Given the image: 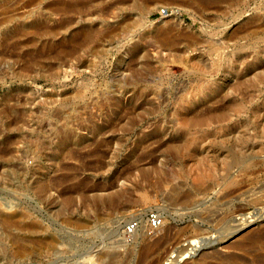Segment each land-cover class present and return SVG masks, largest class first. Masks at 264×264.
Instances as JSON below:
<instances>
[{
  "label": "rangeland",
  "instance_id": "rangeland-1",
  "mask_svg": "<svg viewBox=\"0 0 264 264\" xmlns=\"http://www.w3.org/2000/svg\"><path fill=\"white\" fill-rule=\"evenodd\" d=\"M222 1L126 3L106 23L97 2L71 24L110 33L48 69L23 71L0 43V264H137L141 240L169 227L156 264L264 259V236L248 239L264 235V34L251 32L264 0ZM167 24L187 38L164 46L155 32ZM202 114L209 128L184 129ZM208 166L212 177L196 179ZM49 237L50 249L32 245Z\"/></svg>",
  "mask_w": 264,
  "mask_h": 264
},
{
  "label": "bare ground",
  "instance_id": "bare-ground-1",
  "mask_svg": "<svg viewBox=\"0 0 264 264\" xmlns=\"http://www.w3.org/2000/svg\"><path fill=\"white\" fill-rule=\"evenodd\" d=\"M147 1L148 0H108V1L107 0H0V15L3 16L2 20H0V25L2 26V25L6 24V27H7L8 25L13 24V23L18 22V21L20 24V25L18 24V26H16L15 31H13L12 33H8L6 30L0 31V43H1V45H2V43L5 44V45L3 44L5 47L3 49L9 50L11 48L13 50L14 54L17 53V56L25 58V60H24L25 66L22 69L23 71H28L30 69H33L34 66H35L34 68H36V69H38V67L39 68L43 67L45 69V67L47 66V69H48L50 67V66H48V65H50L48 63H50L52 58L55 57V60L57 62H59L60 58L62 56L72 55V54H74V52L76 50H78L79 48H81L83 46L89 47L92 43L97 41L98 38H100L101 36H107L110 33V31L107 27L102 29L101 31L97 30L95 27L85 26V25H81L79 27H73L74 25L71 24L72 23L71 14H75L77 12L81 13L83 10L88 11L89 9H86V7L87 8L92 7L95 5V3L99 2L101 10H103V11H101V12H103L102 14H100L101 12L99 13V15H101L100 21H101V23H106V21H107L106 17L108 18V16H109L108 14H106V13H108L107 12L108 8H110L112 6H116L117 8L120 9V7L124 6L126 3H132V6H134L136 8H140L142 6H145L144 4L147 3ZM190 1L197 4L202 9L206 10L209 7V5L210 6L214 5L216 3L221 2L222 0H190ZM96 5H98V4H96ZM147 5H148V3H147ZM149 5H150V3H149ZM118 6H120V7H118ZM21 10H27V11H24V13L20 14ZM121 10H122V8H121ZM95 11H92V13L90 12L91 14H87V16L90 15V17H91V15H93L95 13ZM83 12H85V11H83ZM54 15L60 16L59 24L57 26L52 25L53 27H51V25L49 26V22L52 21V18ZM91 18H93V16ZM91 18H89V19H91ZM25 21H27L26 24H25ZM253 22H254L255 26L254 25H252V26H254L255 28L252 29V31H251L252 34H255V36L256 35L258 36V34H260V33L264 34V15L255 16L253 18ZM69 24H70V26H69ZM244 27H246V26H244ZM158 28L159 29L155 32L156 33L155 36H156L157 40L164 43L163 44L164 46H171L172 47L175 45L176 41L181 42V40H177L178 38H183V39L187 38V35L185 36L182 33H176L174 31L173 25H171V24H167L161 28L160 27H158ZM0 29H1V27H0ZM246 30L247 31L245 32V34L243 36H240L241 39H246V36L248 34H250V32H249L250 28H247ZM247 32H249V33L247 34ZM26 35H28L29 37L28 38L26 37L25 39H23V36L25 37ZM194 39L192 41H194ZM154 40H155V38H154ZM195 43H196V41H195ZM50 69H52V65H51ZM24 74H25V72H24ZM236 107L239 108L237 105H236ZM210 122H212V119L210 117H207V115H205V114L204 115L202 114L199 116H196V115L193 116L192 115V117H186L185 122H184V129L188 130L190 126H195V127L196 126H200V127L206 126L209 128ZM178 153H181V151H179ZM212 171L213 170L211 168H209V166H208L207 169H205V172H202V174L198 175L196 177V179H198V180L209 179L213 175ZM229 183H238V181H236V180H234V178H232L229 180ZM97 190H99V189H97ZM101 190L102 191H108V190H110V187L105 186V188L103 187ZM100 193H102V192H100ZM84 195H85V193H84ZM89 195H90V193H89ZM171 196L174 199L178 196V192H177L176 188L174 190H172ZM120 199H121V194L116 193L115 195H111V196L109 195L107 198L101 199V201L104 204L107 203V204L111 205V204H115V202L119 201ZM183 199L185 201H187V200L189 201L190 197L188 198V196H184ZM256 200H258V199H256ZM261 216L263 217L264 214H262ZM12 221H14L13 215L8 214V215H4L2 217V222H4L7 225H11ZM69 221L73 222V220H71V219H69ZM247 221H248V219H247ZM240 226H242V225H240ZM171 229L172 228H170V227L165 228L162 235H159L153 239H151V237H145V239L141 240L143 245H142L141 250H140V254L138 257L137 264H156L158 262V259L160 258V253L163 250V247L165 246V244H167L171 240V236L173 234V233L171 234ZM33 232L34 231H31V233H33ZM259 233H255V234L252 233L253 235H251L248 239L249 240L262 239V236H264V235H261ZM174 237H172V238H174ZM17 242H20V241H14V244H15L14 253L17 256H22L26 253V251L28 250V247H26L25 245H23L21 243H17ZM55 244H56V241L53 238L49 237V238H45V239L36 238L35 243L32 245H37L39 248L50 249V248L54 247ZM32 247H34V246H32ZM237 247H238V245H237ZM196 248H197V246H196ZM219 255H220V253H219ZM154 257H156V258L154 259ZM170 263L175 264L174 260L172 261V259H171ZM226 264H228V263H226ZM257 264H264V259L258 260Z\"/></svg>",
  "mask_w": 264,
  "mask_h": 264
},
{
  "label": "built area",
  "instance_id": "built-area-1",
  "mask_svg": "<svg viewBox=\"0 0 264 264\" xmlns=\"http://www.w3.org/2000/svg\"><path fill=\"white\" fill-rule=\"evenodd\" d=\"M150 222H151V226L153 227H155V226H157V225H159V218L156 216H151V220H150ZM134 229H136V223L135 222H131L128 226H127V230L129 231V232H131V231H133Z\"/></svg>",
  "mask_w": 264,
  "mask_h": 264
}]
</instances>
